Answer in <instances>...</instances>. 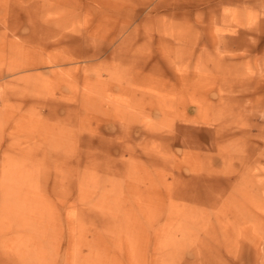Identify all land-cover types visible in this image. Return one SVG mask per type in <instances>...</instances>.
Instances as JSON below:
<instances>
[{"label": "rangeland", "instance_id": "obj_1", "mask_svg": "<svg viewBox=\"0 0 264 264\" xmlns=\"http://www.w3.org/2000/svg\"><path fill=\"white\" fill-rule=\"evenodd\" d=\"M0 264H264V0H0Z\"/></svg>", "mask_w": 264, "mask_h": 264}]
</instances>
